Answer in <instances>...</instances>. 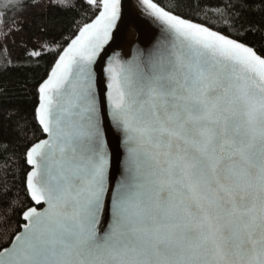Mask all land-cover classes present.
Returning <instances> with one entry per match:
<instances>
[{"label":"snow or ice","instance_id":"6c2138e0","mask_svg":"<svg viewBox=\"0 0 264 264\" xmlns=\"http://www.w3.org/2000/svg\"><path fill=\"white\" fill-rule=\"evenodd\" d=\"M255 3L3 5L0 41L24 32L9 28L7 9H36L38 21L35 38L19 41L22 63L3 68L47 69L31 120L7 109L0 122V264H264V0L259 25ZM53 9L82 19L65 35ZM141 15L159 35L126 59L116 49L134 41Z\"/></svg>","mask_w":264,"mask_h":264},{"label":"trees","instance_id":"16d2710c","mask_svg":"<svg viewBox=\"0 0 264 264\" xmlns=\"http://www.w3.org/2000/svg\"><path fill=\"white\" fill-rule=\"evenodd\" d=\"M8 0H0V10L3 9V5L7 3ZM160 2L167 3L168 0H160ZM201 5H205L209 8H214L221 3V0H198ZM261 5L259 0H256L254 11L249 15V20L259 25L261 20L260 10ZM7 14L5 20L10 29H15L17 24L13 23L15 20L18 24L23 25L24 32L21 34H16L13 32L7 42L0 41V85H4L7 88V95L0 98V122L5 121V112L7 109H20L23 113L27 114L29 120H31L32 106L35 103V86L39 79L45 74L47 69V63L41 68H27V67H13L9 66L7 70L3 68L5 63L10 65H18L22 63V48L19 45L21 36L25 38L31 37L35 38L33 34L37 33V23L36 20L37 10L33 8H28L26 11L19 12L15 8L7 9ZM64 23V34H69V29L72 26V19L75 17L76 20H81L82 17L76 15L75 13H62L58 9L52 10ZM90 15V14H89ZM4 26L0 25V30H3ZM59 35V33H57ZM16 41V43H13ZM51 58H48L50 62ZM27 84V89H22V85ZM35 127V125L33 124ZM39 135V133H37ZM17 155L23 152V148L20 147L16 149ZM22 164L23 161H20ZM19 179H23V173H18Z\"/></svg>","mask_w":264,"mask_h":264},{"label":"water","instance_id":"95a60500","mask_svg":"<svg viewBox=\"0 0 264 264\" xmlns=\"http://www.w3.org/2000/svg\"><path fill=\"white\" fill-rule=\"evenodd\" d=\"M122 4L125 6L124 11L127 13L132 9L136 8V0H122ZM140 24V31L135 33V39L131 44L125 43L122 47L117 48L126 59H131L134 48L139 45L140 47H148L154 43L155 38L159 35L158 30L147 20L144 16L138 17ZM113 144L115 139L113 138Z\"/></svg>","mask_w":264,"mask_h":264}]
</instances>
